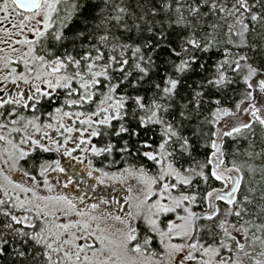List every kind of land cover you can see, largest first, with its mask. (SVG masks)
Masks as SVG:
<instances>
[{
    "label": "snow or ice",
    "instance_id": "6c2138e0",
    "mask_svg": "<svg viewBox=\"0 0 264 264\" xmlns=\"http://www.w3.org/2000/svg\"><path fill=\"white\" fill-rule=\"evenodd\" d=\"M257 26L264 0H0V264H264L258 166L226 159L264 130Z\"/></svg>",
    "mask_w": 264,
    "mask_h": 264
},
{
    "label": "trees",
    "instance_id": "16d2710c",
    "mask_svg": "<svg viewBox=\"0 0 264 264\" xmlns=\"http://www.w3.org/2000/svg\"><path fill=\"white\" fill-rule=\"evenodd\" d=\"M117 3H119V0H116ZM91 11V10H90ZM223 23V22H221ZM259 26H257V32H251L248 37V42L250 45H254V50H248L245 49V51L248 52V55L251 56L257 65L260 64L261 61H264V38H261L259 33ZM220 39L224 40L227 39L225 33L227 32V26L224 25L220 30ZM233 39H236L233 37ZM219 54L214 53L213 59H215ZM248 136V139H238L236 141H230L229 145L226 147L230 148L229 155L226 157L227 160H235L238 165L243 166L245 169L247 168L248 164H255L257 165V172L254 176V185L255 187L261 186V184H264V181H262L260 172H259V166L261 165V160L259 158L250 159L248 156L249 152H260L262 144H264V130H262L259 126H255V132L254 133H246ZM255 144V148H250V144ZM78 152V151H77ZM73 153V155H79L78 153ZM46 158L48 159H60V156L56 153L51 154H44ZM101 158H94V163L97 167H100L99 160ZM119 159V157H117ZM86 163V161H85ZM125 165L123 163L118 164L116 167L113 168H106L105 171L109 172H116L120 168H123ZM247 176L246 181L247 183ZM214 186L220 187V182H214ZM222 204V202H220ZM194 211L202 212L203 206L200 207H194ZM203 223V222H201Z\"/></svg>",
    "mask_w": 264,
    "mask_h": 264
},
{
    "label": "rangeland",
    "instance_id": "374dc122",
    "mask_svg": "<svg viewBox=\"0 0 264 264\" xmlns=\"http://www.w3.org/2000/svg\"><path fill=\"white\" fill-rule=\"evenodd\" d=\"M60 160H61V164L65 166L66 171L69 174L74 173L73 179L83 180L85 182L84 183L85 187H87L90 184H93L95 186V192L90 193L91 197L94 198L96 195H99L103 199L119 200L121 202V207L127 208V205L124 204V200L129 195V193L127 191V186L125 184L116 183L115 181L106 182L105 184H97L95 183L94 177L87 176L86 172L84 171V165H81L78 161L72 160L70 157H66V156L60 157ZM77 169H79V171H77ZM55 175L57 174L56 173L52 174V176ZM60 175L63 176V174ZM129 183L134 184L135 181H129ZM108 207H111V205H109Z\"/></svg>",
    "mask_w": 264,
    "mask_h": 264
}]
</instances>
